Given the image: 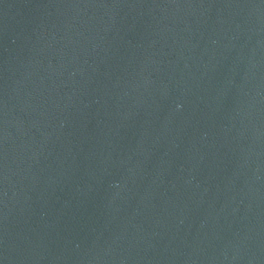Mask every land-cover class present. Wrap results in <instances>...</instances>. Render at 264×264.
<instances>
[{
    "label": "water",
    "instance_id": "95a60500",
    "mask_svg": "<svg viewBox=\"0 0 264 264\" xmlns=\"http://www.w3.org/2000/svg\"><path fill=\"white\" fill-rule=\"evenodd\" d=\"M0 264H264V0H0Z\"/></svg>",
    "mask_w": 264,
    "mask_h": 264
}]
</instances>
